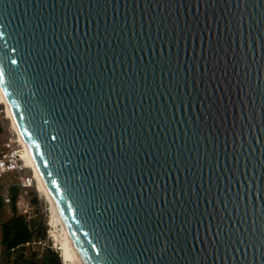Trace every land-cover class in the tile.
<instances>
[{
  "label": "water",
  "instance_id": "water-1",
  "mask_svg": "<svg viewBox=\"0 0 264 264\" xmlns=\"http://www.w3.org/2000/svg\"><path fill=\"white\" fill-rule=\"evenodd\" d=\"M0 82L85 264H264V0H0Z\"/></svg>",
  "mask_w": 264,
  "mask_h": 264
},
{
  "label": "rangeland",
  "instance_id": "rangeland-1",
  "mask_svg": "<svg viewBox=\"0 0 264 264\" xmlns=\"http://www.w3.org/2000/svg\"><path fill=\"white\" fill-rule=\"evenodd\" d=\"M6 112L8 116L0 119V143L8 139L9 136H17V130L11 122L7 107ZM14 180L13 176H6L0 180V184L8 185ZM18 189L15 204L16 209L13 207L12 201L6 202L2 200L3 203L0 206V225L15 212L23 214L29 222H32L34 229V237L22 248L26 257L32 259V264H52L45 261V254L48 248L57 253L62 264H71L65 251L60 249L59 240L54 236V232L60 229L61 224L59 223L57 226L53 225L51 202L47 194L38 187V180L33 186L26 188L18 187ZM18 252L19 250H7L4 246L0 247L1 264H17L15 263V257Z\"/></svg>",
  "mask_w": 264,
  "mask_h": 264
},
{
  "label": "built area",
  "instance_id": "built-area-1",
  "mask_svg": "<svg viewBox=\"0 0 264 264\" xmlns=\"http://www.w3.org/2000/svg\"><path fill=\"white\" fill-rule=\"evenodd\" d=\"M5 116H8L5 103L0 101V119ZM16 135V137L9 136L8 139L0 143V180L6 176H13L15 178L11 184H0V199L6 202L12 201L13 186L26 188L37 183L31 166L22 156L24 144L19 139L18 132H16ZM14 249L13 247L12 250Z\"/></svg>",
  "mask_w": 264,
  "mask_h": 264
},
{
  "label": "trees",
  "instance_id": "trees-1",
  "mask_svg": "<svg viewBox=\"0 0 264 264\" xmlns=\"http://www.w3.org/2000/svg\"><path fill=\"white\" fill-rule=\"evenodd\" d=\"M18 187H12V202L16 209V198L18 195ZM0 199V206H2ZM0 247L4 246L7 250H19L15 257L17 264H32V259L27 258L24 252L26 243L34 237V229L32 222H29L23 214L14 213L9 219L4 220L0 225ZM46 263L62 264L57 253L48 248L45 254Z\"/></svg>",
  "mask_w": 264,
  "mask_h": 264
},
{
  "label": "bare ground",
  "instance_id": "bare-ground-1",
  "mask_svg": "<svg viewBox=\"0 0 264 264\" xmlns=\"http://www.w3.org/2000/svg\"><path fill=\"white\" fill-rule=\"evenodd\" d=\"M0 101L4 102L6 107H7V111L10 115V118H11V122L12 124L14 125V127L16 128L18 134H19V137H20V140L23 142L24 146H23V150H22V156L26 159L27 163L31 166L37 180H38V187L40 189H42L48 196V198L50 199V202H51V219H52V222H53V225L55 224L56 226L60 223L61 226H60V229H57L56 232H54V236H56V239L59 240V244H60V249L64 250L70 263L71 264H85L82 257L80 256L66 226H65V223L60 215V212L47 188V185L37 167V165L35 164L32 156H31V153H30V150L28 148V145H27V142L25 140V137L16 121V118L13 114V111L10 107V104L7 100V97L5 95V92L3 90V87L1 85V82H0ZM5 107V108H6Z\"/></svg>",
  "mask_w": 264,
  "mask_h": 264
}]
</instances>
